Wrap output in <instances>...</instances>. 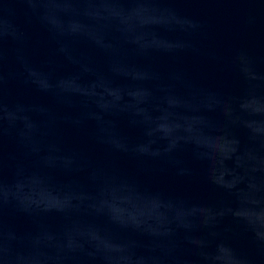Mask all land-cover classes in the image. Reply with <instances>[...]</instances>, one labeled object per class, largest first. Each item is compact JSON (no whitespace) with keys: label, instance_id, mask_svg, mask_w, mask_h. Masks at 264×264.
Returning <instances> with one entry per match:
<instances>
[{"label":"water","instance_id":"1","mask_svg":"<svg viewBox=\"0 0 264 264\" xmlns=\"http://www.w3.org/2000/svg\"><path fill=\"white\" fill-rule=\"evenodd\" d=\"M0 264H264V0H0Z\"/></svg>","mask_w":264,"mask_h":264}]
</instances>
